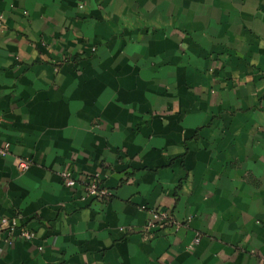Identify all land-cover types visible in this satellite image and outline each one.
Returning <instances> with one entry per match:
<instances>
[{"label":"crops","instance_id":"crops-1","mask_svg":"<svg viewBox=\"0 0 264 264\" xmlns=\"http://www.w3.org/2000/svg\"><path fill=\"white\" fill-rule=\"evenodd\" d=\"M4 144L0 264H264V0H0Z\"/></svg>","mask_w":264,"mask_h":264},{"label":"built area","instance_id":"built-area-1","mask_svg":"<svg viewBox=\"0 0 264 264\" xmlns=\"http://www.w3.org/2000/svg\"><path fill=\"white\" fill-rule=\"evenodd\" d=\"M8 152L9 144H4L0 147V158L6 157ZM28 167V161H18V168L21 171L26 170ZM60 179L62 184L67 188H72L79 183L84 191V196L92 198L96 201H105L110 195L109 192L103 188L100 181L96 177H85L77 180L72 176V172L66 170L60 173ZM171 221L172 218L166 212L150 211L149 219L147 220L144 229L146 232L154 233L157 230L162 229L164 226L171 224ZM15 232L16 225L13 222L7 218L0 219V241L4 240L10 244L13 240ZM17 234H19V238L26 241H30L34 238V233L27 229H20Z\"/></svg>","mask_w":264,"mask_h":264}]
</instances>
